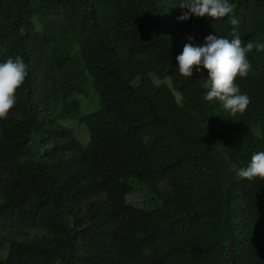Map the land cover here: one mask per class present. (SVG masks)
<instances>
[{
    "label": "trees",
    "instance_id": "16d2710c",
    "mask_svg": "<svg viewBox=\"0 0 264 264\" xmlns=\"http://www.w3.org/2000/svg\"><path fill=\"white\" fill-rule=\"evenodd\" d=\"M179 2L0 0V63L28 68L0 120V264H264V181L238 176L264 151V52L236 80L250 98L236 116L176 59L231 39V16L242 46L264 43V0L187 21ZM89 89L100 104L82 114Z\"/></svg>",
    "mask_w": 264,
    "mask_h": 264
},
{
    "label": "clouds",
    "instance_id": "9594fccd",
    "mask_svg": "<svg viewBox=\"0 0 264 264\" xmlns=\"http://www.w3.org/2000/svg\"><path fill=\"white\" fill-rule=\"evenodd\" d=\"M178 7L185 10L178 20L187 21L192 15L220 20L229 16L234 6L229 0H180ZM229 22L234 26L231 39L210 34L202 46L186 44L176 59L178 71L183 77L192 78L194 67L206 69L209 76L204 87L208 91L203 99L221 102L224 110L236 116L243 114L250 104V98L241 93L236 80L248 76L251 69L248 53L253 49L264 52V43L249 41L242 46L238 19L231 16ZM27 75V65L20 56L0 63V120L6 119L14 108L16 93L23 86ZM238 176L247 181L256 178L264 181V151L254 153L248 166L239 169Z\"/></svg>",
    "mask_w": 264,
    "mask_h": 264
},
{
    "label": "rangeland",
    "instance_id": "374dc122",
    "mask_svg": "<svg viewBox=\"0 0 264 264\" xmlns=\"http://www.w3.org/2000/svg\"><path fill=\"white\" fill-rule=\"evenodd\" d=\"M73 57H78V52H73ZM166 82L171 86L170 81L166 80ZM82 103V114H88L91 112H94L100 104V101L98 99V96L95 94V92L92 89H89L88 96H80L77 98ZM62 125L69 128L78 140L86 147L89 144L90 137L88 134V130L86 126L79 122V120L76 117H67L63 121H61ZM246 135L248 137L252 136V132L250 130L246 131ZM128 200L131 202H134L137 205L148 207V200L145 196L144 192H141L140 190H137L134 194L130 195L128 197Z\"/></svg>",
    "mask_w": 264,
    "mask_h": 264
}]
</instances>
